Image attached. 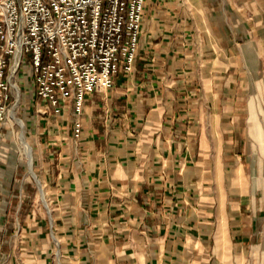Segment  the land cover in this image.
<instances>
[{"label":"crops","instance_id":"0c3cea01","mask_svg":"<svg viewBox=\"0 0 264 264\" xmlns=\"http://www.w3.org/2000/svg\"><path fill=\"white\" fill-rule=\"evenodd\" d=\"M21 85L0 264H264V0H145L133 70L81 113Z\"/></svg>","mask_w":264,"mask_h":264},{"label":"built area","instance_id":"2783aa9c","mask_svg":"<svg viewBox=\"0 0 264 264\" xmlns=\"http://www.w3.org/2000/svg\"><path fill=\"white\" fill-rule=\"evenodd\" d=\"M144 6L145 0H0V126L16 120L20 74L56 112L73 99L81 113L87 93L111 86L120 70L131 72Z\"/></svg>","mask_w":264,"mask_h":264},{"label":"bare ground","instance_id":"6f19581e","mask_svg":"<svg viewBox=\"0 0 264 264\" xmlns=\"http://www.w3.org/2000/svg\"><path fill=\"white\" fill-rule=\"evenodd\" d=\"M11 115H13L16 118L15 111L14 110H11ZM19 122L21 124H23V122L21 121V119L19 120ZM21 141H22V143L24 145V148L23 149H25V152H26L27 156L31 157V155H32L31 149H30V147L28 145V142H27V140H26V138H25V136L23 134L21 135Z\"/></svg>","mask_w":264,"mask_h":264},{"label":"rangeland","instance_id":"374dc122","mask_svg":"<svg viewBox=\"0 0 264 264\" xmlns=\"http://www.w3.org/2000/svg\"><path fill=\"white\" fill-rule=\"evenodd\" d=\"M25 68L26 69H28V67H26L25 66ZM24 70V68H22V70H21V73H22V71ZM22 75L20 74V82L23 84V80H24V78L23 77H21ZM28 83V82H27ZM30 91H31V88H30ZM32 92V91H31ZM16 109H18V107L16 108ZM20 114V113H19ZM15 116H16V118H17V115L15 114ZM15 118V119H16ZM19 118V117H18ZM13 123L15 122V121H17V119L16 120H11ZM19 122V121H18ZM10 123V122H9ZM18 135H19V133H18ZM21 135H22V133L20 134V140H21ZM18 139H19V137H18ZM24 154H25V152H24ZM25 155H27V154H25Z\"/></svg>","mask_w":264,"mask_h":264}]
</instances>
